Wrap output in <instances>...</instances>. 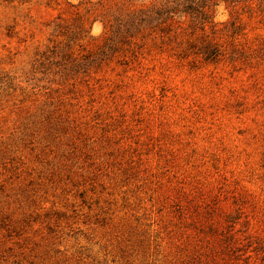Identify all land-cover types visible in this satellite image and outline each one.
<instances>
[{"label": "rangeland", "instance_id": "1", "mask_svg": "<svg viewBox=\"0 0 264 264\" xmlns=\"http://www.w3.org/2000/svg\"><path fill=\"white\" fill-rule=\"evenodd\" d=\"M165 1L0 0V264H264V7Z\"/></svg>", "mask_w": 264, "mask_h": 264}, {"label": "trees", "instance_id": "2", "mask_svg": "<svg viewBox=\"0 0 264 264\" xmlns=\"http://www.w3.org/2000/svg\"><path fill=\"white\" fill-rule=\"evenodd\" d=\"M247 0H166L157 9H149L143 13L150 14V19H163L164 17H173L177 15L190 16L195 21L207 22L211 17L209 14L212 7H217L223 3L227 7H236L241 2ZM258 3L259 6L264 7V0H252ZM204 60L212 61L220 55L218 46L207 44L199 50Z\"/></svg>", "mask_w": 264, "mask_h": 264}]
</instances>
